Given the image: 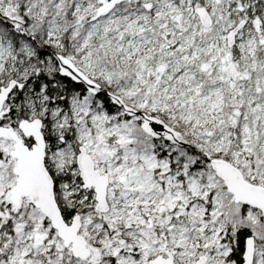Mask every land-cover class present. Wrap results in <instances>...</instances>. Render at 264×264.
I'll use <instances>...</instances> for the list:
<instances>
[{"label": "snow or ice", "instance_id": "snow-or-ice-1", "mask_svg": "<svg viewBox=\"0 0 264 264\" xmlns=\"http://www.w3.org/2000/svg\"><path fill=\"white\" fill-rule=\"evenodd\" d=\"M0 264H264V0H0Z\"/></svg>", "mask_w": 264, "mask_h": 264}]
</instances>
